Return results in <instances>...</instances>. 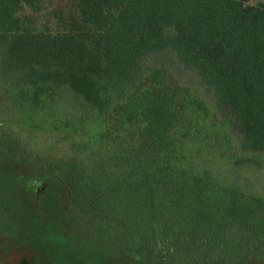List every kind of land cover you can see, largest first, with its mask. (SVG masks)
Listing matches in <instances>:
<instances>
[{"label": "trees", "instance_id": "obj_1", "mask_svg": "<svg viewBox=\"0 0 264 264\" xmlns=\"http://www.w3.org/2000/svg\"><path fill=\"white\" fill-rule=\"evenodd\" d=\"M250 1L73 0V25L48 18L23 28L36 0H0V98L15 109L8 103L0 126L57 133L64 160H92L74 197L95 214V205L115 212L124 238L139 228V245L127 243L121 264L135 261V248L143 261L166 252L172 264L264 260V198L214 183L175 152L201 136L184 137L178 125L204 101L231 122L240 161L264 157V3ZM24 233L33 241L41 230ZM40 244L46 264L54 244Z\"/></svg>", "mask_w": 264, "mask_h": 264}, {"label": "rangeland", "instance_id": "obj_2", "mask_svg": "<svg viewBox=\"0 0 264 264\" xmlns=\"http://www.w3.org/2000/svg\"><path fill=\"white\" fill-rule=\"evenodd\" d=\"M258 3H264V0L250 1L251 5ZM75 11L73 0H36L33 9L22 13V27L31 22L40 25L48 18L53 25L56 22L61 24L62 20L68 21L67 25H73ZM2 62L0 58V79L4 73ZM152 62H160L158 64L163 70L177 76L182 83L197 85L192 75L183 74L167 57H154ZM106 89L101 87V94L105 97ZM8 103L0 98V121L4 119ZM9 109L15 111L12 105ZM188 111L187 120L182 119L178 125L181 135L185 137L193 132L201 136L191 150L179 146L175 150L178 157H185L191 169L205 171L214 183L237 189L246 196L264 198V157L250 163L240 161L236 157L231 122L219 118L221 115L216 117L211 105L201 101ZM108 113L111 119L114 113ZM222 115L230 118L229 113ZM207 126L212 131L208 132L209 135L201 134ZM57 135L24 127L20 129L15 124L12 127L0 126V215L3 222L0 229V264H43L45 260L41 255L45 254L40 244L43 239L54 244L46 264H121L122 251L128 247L127 243L133 241L136 246L139 245V228L134 225L136 237L131 234L124 238L121 232L125 231L126 222L117 218L115 212L108 213L106 208L95 205L99 211L95 214L81 205V200L74 197V193L92 160L90 162L87 157L64 160L70 157L67 156L69 152L64 151L65 145H58ZM13 142L20 146L18 150ZM10 148L15 149L10 154L12 156L5 153ZM22 157L25 160H19ZM55 158L63 160L52 161ZM108 168L113 170L115 166ZM177 221L179 219L175 217ZM32 225L41 230V235L33 241L24 233L25 228ZM131 256L136 258L130 264H172L166 252L158 253L155 259L143 261V256L135 248ZM245 264H264V260H250Z\"/></svg>", "mask_w": 264, "mask_h": 264}]
</instances>
